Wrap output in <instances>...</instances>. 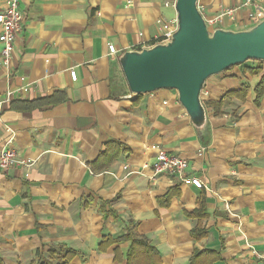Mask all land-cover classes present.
Masks as SVG:
<instances>
[{
    "label": "crops",
    "instance_id": "0c3cea01",
    "mask_svg": "<svg viewBox=\"0 0 264 264\" xmlns=\"http://www.w3.org/2000/svg\"><path fill=\"white\" fill-rule=\"evenodd\" d=\"M240 2L198 0V7L208 20ZM174 3L18 0L21 29L9 68L0 64V148L13 136L17 158L32 163L0 168V264L35 263L56 245L77 252L71 264H123L128 240L104 249L99 243L122 234L130 221L158 250L160 264H193L190 256L201 249L219 254L213 264H259L253 250L264 252V93L255 103L254 86L264 64L253 74L238 64L205 82L202 101L221 102L219 113L205 103V139L175 90L141 94L133 102L121 81L119 54L150 46L160 25L176 18ZM7 4L0 0V12ZM247 10L212 27L252 25ZM115 79L118 88L112 87ZM243 85L244 98L226 96ZM7 90L13 92L8 99ZM54 91L64 99L28 107L27 101ZM110 141L126 149L103 160L100 152L116 148ZM153 144L188 160V173L204 187L162 173L150 179L149 169L125 174V164L133 170L153 162ZM174 184L178 194L167 206L159 204ZM199 199L204 210L197 216ZM197 227L205 233L195 239Z\"/></svg>",
    "mask_w": 264,
    "mask_h": 264
},
{
    "label": "water",
    "instance_id": "95a60500",
    "mask_svg": "<svg viewBox=\"0 0 264 264\" xmlns=\"http://www.w3.org/2000/svg\"><path fill=\"white\" fill-rule=\"evenodd\" d=\"M176 30L150 46L123 50L117 60L131 96L173 89L201 138L208 115L201 94L214 75L246 61L264 63V17L243 28L209 27L198 0H175Z\"/></svg>",
    "mask_w": 264,
    "mask_h": 264
},
{
    "label": "built area",
    "instance_id": "2783aa9c",
    "mask_svg": "<svg viewBox=\"0 0 264 264\" xmlns=\"http://www.w3.org/2000/svg\"><path fill=\"white\" fill-rule=\"evenodd\" d=\"M168 4V2L166 3ZM8 6H6L3 11L0 12V64L4 67L9 68L10 58L13 52L14 42L17 37V33L21 29L22 23V13L18 5V0H8ZM248 8L247 10V19L250 23H255L258 20L264 17V0H241L239 4L234 7H222L217 12V15L211 19H205L207 26L210 28L212 25L219 21L222 17H231L233 18L237 10L241 8ZM199 8V7H198ZM200 12L201 9L199 8ZM203 14V13H202ZM205 18V17H204ZM176 18L165 20L161 25V32L153 38L151 44L155 42H162L165 39H168L170 35L176 30ZM142 45V44H141ZM109 53L114 54L117 50L113 44H108ZM139 48V47H137ZM76 73L74 70L69 71V76L75 80ZM23 90H26V87H22ZM7 99L11 97V90H7ZM4 101V100H3ZM2 101L0 100V105ZM13 142V136L7 139L5 144L0 148V168L7 170L13 164H19L21 166H30L32 163L28 159H19L17 158V152L11 146ZM151 149L155 150L154 158L152 163L143 162L138 168L129 169V166L125 164L123 167L126 170L125 174H143V171L146 169L150 170L149 178H154L156 174H165L172 178L174 182L181 184H188L193 186L196 189L204 187L203 181L200 177L194 176L187 171L188 160L182 158L176 154L166 152L163 148L153 144ZM226 210L228 213H231L229 204L226 203ZM253 253L257 255L259 264H264V252L256 253L253 250Z\"/></svg>",
    "mask_w": 264,
    "mask_h": 264
},
{
    "label": "trees",
    "instance_id": "16d2710c",
    "mask_svg": "<svg viewBox=\"0 0 264 264\" xmlns=\"http://www.w3.org/2000/svg\"><path fill=\"white\" fill-rule=\"evenodd\" d=\"M250 62H254L255 64L253 66L248 65V63ZM263 64L264 63L261 61L253 60L246 61L241 65H246V70L249 73L253 74L262 71L261 69ZM246 91L247 87L243 85L239 88V91L227 92L226 96H238L240 98H244V96L246 95ZM254 92V102L258 103L259 97L264 93V71L254 86ZM59 93L60 92L58 91H54L50 93V95L42 96L39 98H35L34 100L27 101L29 105L28 107L50 106L51 104L60 102L64 99V97L60 96ZM140 96V93L135 96H132L133 102H136ZM205 103L209 106H213L214 109H216V113H219L218 108L221 105L220 101L218 102L210 99V101H206ZM110 143L114 144L116 148L114 150H110L109 153L105 150L100 152V155L106 156L103 158V160L106 158H108L109 161L115 159L122 151L126 149V147H123V145L118 141H110ZM177 194V185L174 184L173 186L169 187L168 191L163 196L157 198L158 203L167 206L170 199ZM198 203L199 208L193 212V215L197 216L203 214L204 210L203 201L199 199ZM204 231L205 230L201 227H197L191 231V234L195 239H198L201 235L205 233ZM127 240L129 241V244L127 248V253L123 258V264H160V255L158 253V250H156V248L150 245L145 237H140L139 234H136L134 230L133 221L129 222L125 231L119 236L115 238L104 236L102 241L99 243V248L104 249L107 246L113 244L114 242ZM42 254L43 256H40L37 262L32 264H71L70 261L77 254V252L70 247L68 248L64 245H56L55 247H50L46 251V253L42 252ZM217 258H219V254L217 252L208 249H201V251L195 250V252H193L190 256L189 260L193 264H213L214 260H216Z\"/></svg>",
    "mask_w": 264,
    "mask_h": 264
},
{
    "label": "rangeland",
    "instance_id": "374dc122",
    "mask_svg": "<svg viewBox=\"0 0 264 264\" xmlns=\"http://www.w3.org/2000/svg\"><path fill=\"white\" fill-rule=\"evenodd\" d=\"M254 63V62H253ZM253 63H251V65L253 64ZM250 64V63H249ZM123 80V82H125V79H124V75L122 74V77H121V81ZM117 80L115 79V81H113V83H112V87L113 88H118V85H117ZM125 84H126V82H125ZM127 86V85H126Z\"/></svg>",
    "mask_w": 264,
    "mask_h": 264
}]
</instances>
